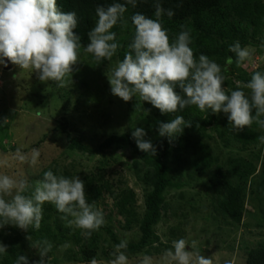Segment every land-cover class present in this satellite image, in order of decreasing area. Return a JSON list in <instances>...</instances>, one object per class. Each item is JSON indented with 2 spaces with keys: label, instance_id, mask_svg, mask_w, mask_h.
<instances>
[{
  "label": "clouds",
  "instance_id": "9594fccd",
  "mask_svg": "<svg viewBox=\"0 0 264 264\" xmlns=\"http://www.w3.org/2000/svg\"><path fill=\"white\" fill-rule=\"evenodd\" d=\"M137 3L138 0H124V3L96 7L98 19L88 32L89 43L83 46V51L92 55L97 66L102 61H111L118 52L121 45L112 29L118 24L122 29L127 27L128 5L135 8ZM174 14L172 9H164L156 0L155 19L141 12L131 16L134 36L127 45L128 51L123 60L106 73L111 94L125 102L138 97L139 101L151 103L162 114L177 113L189 106H195L200 112L210 110L219 114L222 111L228 114L227 119L236 131H243L245 127L251 129L254 122L264 129V72L255 71L246 83L237 81L236 90L226 89L221 66L203 53L196 57L191 47L190 28L181 24L176 37H170L162 17L166 15L171 19ZM78 23L76 12L62 11L57 0H0V65L7 66L11 62L22 70L35 71L41 82H53L58 88L67 87L73 83L74 66L81 61V37L74 31ZM229 51L235 55V61L229 56L227 65L235 62L237 67H246L254 49L242 47L236 41L229 46ZM134 107L136 111L143 110L138 101ZM35 115L42 117L43 113L37 111ZM8 123L9 119L5 117L0 126ZM191 126V121L176 115L168 122H160L157 131L171 143L185 127ZM131 135L140 151L155 157L157 149L144 138L147 135L145 129L135 127ZM258 139L264 143V136ZM40 156L38 148L25 153L18 147L10 157L0 158V168H11L13 162L35 168ZM45 203L54 205L65 226L79 229L85 239H90L106 225L103 211L95 202H88L85 182L79 176L67 177L49 169L33 186L24 176L0 173V229L11 225L25 232L29 229L39 231ZM26 238L31 241V235ZM189 244L190 251L186 250ZM31 246L40 256L32 264H49L52 242L45 238L34 244L31 242ZM156 246L154 243L153 247ZM113 248L111 255L114 258L109 264H129L128 240L122 239ZM7 253L8 245L0 242V256ZM15 264H29V258L18 254ZM90 264L99 262L92 258ZM138 264H213V259L195 250V241L180 238L172 241V247L163 252L159 261L143 255Z\"/></svg>",
  "mask_w": 264,
  "mask_h": 264
},
{
  "label": "rangeland",
  "instance_id": "374dc122",
  "mask_svg": "<svg viewBox=\"0 0 264 264\" xmlns=\"http://www.w3.org/2000/svg\"><path fill=\"white\" fill-rule=\"evenodd\" d=\"M261 37L264 40V35ZM247 47L254 49V52L246 67L264 72V43L257 44L253 40ZM80 60L74 66L73 83L64 88H58L53 82H41L35 71L31 73L17 65L6 70L0 65V123L5 117L9 119L7 125L0 126V136L4 138L0 158L10 157L18 147L25 153L32 148L41 151L39 164L35 168L13 162L11 168H0V173L24 176L33 186L49 169L56 174L79 176L81 179L101 173L116 186L133 188L137 193L139 212L143 213L149 187L139 180L136 162L142 165V172L147 165L132 152L131 147L121 143L106 148L103 153H91L70 148L68 135L77 136L87 145L97 148L110 135L132 133L135 127H142L147 133L144 138L153 143L160 137L157 131L159 124L153 113L143 106L144 111L135 110L137 101L142 104L138 97L125 102L111 94L106 73H110L120 62L117 53L111 61H102L97 66L92 55L84 53L81 47ZM244 91L250 92L248 89ZM37 111L42 112L43 116L36 117ZM258 130L260 136H264V129ZM224 138L213 127L202 135L203 141L219 157L218 163L230 172V177L234 175L228 163L230 157H245L254 165V171L249 174L245 185L242 220L233 221L219 208L222 193L210 187L208 182V175L217 169L216 164L199 175L187 159L183 157L178 160L171 155L169 166L173 185L166 191L162 219L156 226L164 245L160 246V252L126 254L129 264H138L143 255L153 256L154 260L159 261L163 252L172 247V241L180 238L195 241V250L211 256L213 264H225L226 261L230 264H247L249 250L264 243V143L259 141L244 151L240 147L227 146ZM238 182L241 183L237 178L233 179V183ZM105 196V203L98 208L103 211L106 223L114 228L120 239L137 240L139 227L125 228L124 218L114 209L112 211V197L107 192ZM109 213H112L111 218L108 217ZM4 230L19 237V249L27 255L29 264L40 259L37 249L31 246V242L34 244L36 241L32 237L31 241L26 238L29 232L11 225L5 226ZM102 235V245L111 254L114 244L105 231ZM71 243H55L49 253V264H90L65 259L66 253L75 246ZM186 250H191L190 244L186 245ZM111 259L99 251L96 260L99 264H109Z\"/></svg>",
  "mask_w": 264,
  "mask_h": 264
},
{
  "label": "trees",
  "instance_id": "16d2710c",
  "mask_svg": "<svg viewBox=\"0 0 264 264\" xmlns=\"http://www.w3.org/2000/svg\"><path fill=\"white\" fill-rule=\"evenodd\" d=\"M114 2L124 3V0H57L62 11L76 12L79 23L74 31L80 35L82 47L89 43L88 32L95 26L98 19L95 12L96 7L98 5L107 7ZM159 2L164 9H172L175 13L171 19H168L166 15L162 17L163 25L168 29L170 37H176L181 31V24L190 28L193 38L191 47L196 57L198 58L203 53L221 66L226 77L223 86L228 87V90H236L237 81L246 83L255 71H259L250 70L248 66L237 67L235 62L227 65L226 60L232 56L235 61V55L229 51V46L236 41H239L242 47L252 44L253 40H256L257 44L264 43L261 37L264 35L263 0H159ZM155 3L156 0H138L135 8L128 5V11L125 13V18L128 20L127 27L122 29L118 24L112 29L116 32L117 42L121 45L117 52L119 61L123 60L128 51L127 45L134 36L131 16L136 12H141L155 19ZM177 91H179L178 88ZM142 106L153 113L158 124L168 122L176 115H181L185 120L191 121L192 126L185 127L183 133L171 143L167 137L161 136L154 141L152 144L157 149L155 157L140 151L129 132L110 135L97 148L87 145L77 136L68 135L70 148L91 153H103L106 148L127 143L132 152L147 165L145 171L142 172V165L136 162L139 180L149 187L145 195L143 213L139 212L137 193L133 188L127 185L116 186L101 173L91 174L82 179L85 182L86 198L89 203L95 202L98 208L100 204L105 203L107 192L112 197V211L114 209L125 220L123 226L125 228L136 225L139 227L140 236L137 240L128 241L126 254L160 252V246L164 245L156 231V226L162 219L166 191L173 185L169 166L171 155L178 160L183 157L187 159L199 175L204 174L207 169L216 164V171L208 175L210 187L222 193L219 208L233 221L240 222L245 210V185L249 174L254 171V165L245 157H230L228 163L234 174L230 177V172L218 163L219 157L212 152L211 146L203 141L202 135L210 127L216 128L222 137H226L224 141L227 146L240 147L239 149L245 151L259 142L258 129L260 127L254 122L251 129L245 127L243 131H236L232 129L227 119L228 114L222 111L214 114L210 110L200 112L195 106L186 107L173 114H162L149 102H142ZM3 141L4 138L0 136V148ZM235 178L241 183H233ZM60 216L61 213L54 205L45 203L41 228L39 231L29 229V234L35 241L48 239L53 247L55 243L61 245L72 242L71 244L75 246L66 253L65 259L68 261L90 262L92 258L98 259L99 251L108 258H114L102 245V232L104 231L114 245L122 240L110 224L106 223L98 232H94L90 239H85L79 229L66 227ZM111 216L112 213H109L108 217L111 218ZM18 239L19 237L5 232L4 228L0 229V242L8 245V253L0 256V264H15L16 256L24 254L19 249ZM154 243L158 246L153 247ZM247 264H264V243L249 250Z\"/></svg>",
  "mask_w": 264,
  "mask_h": 264
},
{
  "label": "water",
  "instance_id": "95a60500",
  "mask_svg": "<svg viewBox=\"0 0 264 264\" xmlns=\"http://www.w3.org/2000/svg\"><path fill=\"white\" fill-rule=\"evenodd\" d=\"M3 67H4V69H6V70H10V69H12L13 64H12L11 62H8L7 66H4V65H3Z\"/></svg>",
  "mask_w": 264,
  "mask_h": 264
}]
</instances>
